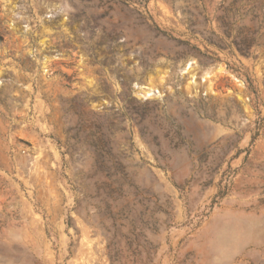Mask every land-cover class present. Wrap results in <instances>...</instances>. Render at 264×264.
I'll list each match as a JSON object with an SVG mask.
<instances>
[{
    "label": "rangeland",
    "instance_id": "obj_1",
    "mask_svg": "<svg viewBox=\"0 0 264 264\" xmlns=\"http://www.w3.org/2000/svg\"><path fill=\"white\" fill-rule=\"evenodd\" d=\"M0 264H264V0H0Z\"/></svg>",
    "mask_w": 264,
    "mask_h": 264
},
{
    "label": "bare ground",
    "instance_id": "obj_2",
    "mask_svg": "<svg viewBox=\"0 0 264 264\" xmlns=\"http://www.w3.org/2000/svg\"><path fill=\"white\" fill-rule=\"evenodd\" d=\"M193 63L194 62H191L188 64V66L185 67V73L190 72L195 67ZM224 71L226 72L224 66H220L219 72L223 73ZM212 73L213 72H206L204 74V76L202 77L204 79V81L209 80L210 87L212 86V83H213L212 77L214 74H212ZM196 75H197V73H196ZM190 77L192 79L190 81L191 83L198 84L197 81H195V79H197L195 76V73H193ZM237 81L242 84V82H240V80H237ZM163 82H164V79H162L161 83H163ZM136 87H138L139 93L145 98H150V97H153V95H155L156 93H161V91L158 89L159 87L157 85H154V83H152V82H147V83H143L140 85L137 84ZM196 91H198V89Z\"/></svg>",
    "mask_w": 264,
    "mask_h": 264
}]
</instances>
